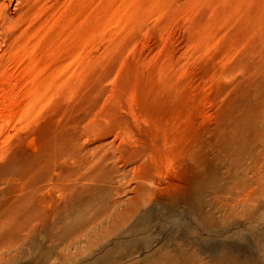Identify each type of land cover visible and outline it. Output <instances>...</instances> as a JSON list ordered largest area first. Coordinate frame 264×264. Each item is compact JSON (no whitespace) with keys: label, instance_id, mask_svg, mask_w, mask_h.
Returning <instances> with one entry per match:
<instances>
[{"label":"rangeland","instance_id":"374dc122","mask_svg":"<svg viewBox=\"0 0 264 264\" xmlns=\"http://www.w3.org/2000/svg\"><path fill=\"white\" fill-rule=\"evenodd\" d=\"M0 2V264H264V0Z\"/></svg>","mask_w":264,"mask_h":264},{"label":"bare ground","instance_id":"6f19581e","mask_svg":"<svg viewBox=\"0 0 264 264\" xmlns=\"http://www.w3.org/2000/svg\"><path fill=\"white\" fill-rule=\"evenodd\" d=\"M2 8H3L2 3L0 2V15L1 16H2L1 13L3 12ZM2 24H4V23H2ZM0 29L2 31L1 33L4 34L3 35L4 50L2 53V57L0 59V62H3L7 55H9V54H15L16 55V51H17L19 40H20V33L21 32H20L19 24L17 23V21H11V23L8 27L0 26ZM1 69H2V64L0 63V70Z\"/></svg>","mask_w":264,"mask_h":264}]
</instances>
